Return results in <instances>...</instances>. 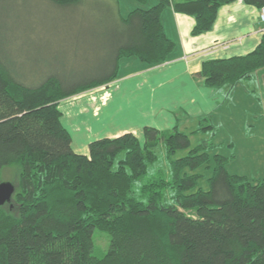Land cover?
Listing matches in <instances>:
<instances>
[{"label": "trees", "instance_id": "obj_1", "mask_svg": "<svg viewBox=\"0 0 264 264\" xmlns=\"http://www.w3.org/2000/svg\"><path fill=\"white\" fill-rule=\"evenodd\" d=\"M46 1L62 9L86 2ZM235 1L157 0L125 17L118 7L105 58L89 76H29L0 42V183L4 168L19 170L11 202L0 206V264H264V180L229 173L235 154L215 152L211 116L188 133L179 111L171 130L147 126L143 142L133 133L98 139L82 155L72 148L59 107L113 82L123 58L165 63L175 42L164 31V9L194 17L192 35L200 36ZM243 1L264 7V0ZM262 72L264 31L253 51L205 60L194 78L231 96ZM199 134L211 139L192 145ZM201 168L211 171L207 190ZM96 230L110 236L101 258L94 254Z\"/></svg>", "mask_w": 264, "mask_h": 264}, {"label": "crops", "instance_id": "obj_2", "mask_svg": "<svg viewBox=\"0 0 264 264\" xmlns=\"http://www.w3.org/2000/svg\"><path fill=\"white\" fill-rule=\"evenodd\" d=\"M161 19L167 37L175 42L165 63L152 66L136 57L123 58L113 82L60 102L62 123L77 154L89 155L92 141L125 133L143 141L147 126L171 130L179 111L184 112L179 119L183 128L197 124L203 116H211L214 122L222 117L231 120L235 117L231 106L239 103L255 111L250 122L258 115L257 120H264V76L263 97L248 91L238 96L242 83L227 96L225 91L203 86L194 78L205 60L246 55L258 46L264 31L260 8L243 0L224 5L213 30L200 36L192 35L196 24L192 16L168 7Z\"/></svg>", "mask_w": 264, "mask_h": 264}, {"label": "rangeland", "instance_id": "obj_3", "mask_svg": "<svg viewBox=\"0 0 264 264\" xmlns=\"http://www.w3.org/2000/svg\"><path fill=\"white\" fill-rule=\"evenodd\" d=\"M156 1L141 4L134 0H86L82 6L62 9L46 0H0V42L12 65L29 76L30 72L34 76L46 72L61 73L68 78L89 76L101 66L108 37L117 29V8L125 17L134 9L155 5ZM263 76L242 83L238 96L255 88L252 96L263 97ZM239 104L231 106L235 114L231 120L222 117L213 121L217 127L213 138L215 152L227 157L235 154V160L228 165L230 174L246 176L253 182L264 180V120L261 117L257 120L258 115L256 121L250 122L255 111ZM197 126L198 123L192 122L182 129L189 133ZM210 139L209 134H199L191 141L197 145ZM199 172L203 175L200 186L209 189L207 180L211 171L201 168ZM18 173L16 166L4 168L2 182L15 183ZM93 241L94 254L103 257L109 247V234L96 230Z\"/></svg>", "mask_w": 264, "mask_h": 264}, {"label": "water", "instance_id": "obj_4", "mask_svg": "<svg viewBox=\"0 0 264 264\" xmlns=\"http://www.w3.org/2000/svg\"><path fill=\"white\" fill-rule=\"evenodd\" d=\"M15 192V186L11 182L0 183V206L10 203Z\"/></svg>", "mask_w": 264, "mask_h": 264}, {"label": "built area", "instance_id": "obj_5", "mask_svg": "<svg viewBox=\"0 0 264 264\" xmlns=\"http://www.w3.org/2000/svg\"><path fill=\"white\" fill-rule=\"evenodd\" d=\"M260 18H261V21H262V23H263V25H264V7H262V8L260 9Z\"/></svg>", "mask_w": 264, "mask_h": 264}]
</instances>
